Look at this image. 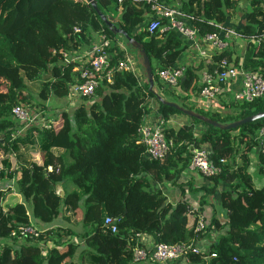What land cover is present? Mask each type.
<instances>
[{
  "label": "trees",
  "instance_id": "1",
  "mask_svg": "<svg viewBox=\"0 0 264 264\" xmlns=\"http://www.w3.org/2000/svg\"><path fill=\"white\" fill-rule=\"evenodd\" d=\"M161 1L191 16L189 23L200 37L219 33L217 26L239 11V0ZM138 2L96 0V8L142 45L150 63L152 89L148 90L139 65L138 77L116 69L121 56L112 46L107 49L115 53L109 60L110 81L102 80L93 96L82 97L77 105L66 104L73 107L69 111L63 106L49 128L31 125L15 133L12 107L26 105L44 115V101L65 97L67 85L76 81L77 64L63 63L62 53L92 40L100 30L112 41L125 40L113 34L85 0H0V179L11 176L7 173L8 157L14 155L19 172L15 190L30 205L26 213L15 195L0 190V264H133L132 248L140 246L135 233L150 235L154 244L195 245L211 231L217 235L207 249L186 252L187 264H264V185L255 188L247 172L249 151L256 146L253 134L264 128V117L229 130L194 118L177 128L165 126L167 149L161 159L148 158L138 136L144 117L154 107L152 102H156V116L162 120L183 115L160 103L156 95L224 124L263 111L264 94L248 102L223 104L216 112L193 107L187 101L201 85L197 76L200 64L185 65L184 79L176 88L164 87L158 71L176 68L183 46L175 30L149 32L144 19L149 6L144 0ZM247 2L244 21L231 28L248 39L261 34L264 0ZM75 28L79 32L73 34ZM246 42L242 57L232 56L231 46L213 52L208 72L220 70V60L228 58L233 65L240 61L244 68L264 74V36L256 43ZM25 81L38 83V91L31 94ZM195 123L205 127L199 137L193 134ZM189 143L208 146L210 163L218 169L206 177L207 186H193L183 177ZM53 149L61 153L54 154ZM34 151L39 153L38 162L31 159ZM237 154L239 162L235 164ZM256 158V171H264V151L258 150ZM47 165L57 171L47 173ZM68 183L73 185L71 190L63 187ZM152 183L168 184L176 200L166 201L160 189H152ZM56 185L62 196L55 192ZM219 185L223 187L219 189ZM217 191L221 216L212 209L208 227L195 231L206 197ZM188 192H203L195 209L184 199ZM58 216L72 228L83 229L78 234L82 245L57 242L66 235L77 236L69 227L39 230L33 225L39 233L37 242L56 238L46 244L45 251L28 237L20 241L9 236L19 226L30 224V218L49 223ZM106 216L112 218L115 231L103 224ZM180 261L173 264H182Z\"/></svg>",
  "mask_w": 264,
  "mask_h": 264
},
{
  "label": "built area",
  "instance_id": "2",
  "mask_svg": "<svg viewBox=\"0 0 264 264\" xmlns=\"http://www.w3.org/2000/svg\"><path fill=\"white\" fill-rule=\"evenodd\" d=\"M118 2L120 0H117ZM133 2L139 0H132ZM149 6L148 8V20L146 28L149 32L159 30V32L166 31L168 29L175 30L177 33L184 36H192L196 33V28L193 26L185 25L181 18L185 17L189 22L191 16L183 15L180 12L175 11L171 7L164 4L161 0H144ZM160 19L165 20V23H161ZM219 31L223 33L222 37L219 33L205 34L203 39L200 56L206 57V52L210 48L214 50V53L221 51L228 46L226 42L227 38H236L242 40H251L257 42V39L264 36V20L262 22L261 34L259 37L251 36L248 39L238 34L233 29L222 28L217 26ZM77 28L74 29V33H78ZM115 46L116 50L120 53V58L117 61L116 69H122L139 76L138 66L135 60L130 55V49L121 41H112L107 35L100 30L94 33L93 41L89 45L88 51L85 55V59L82 64L74 70L78 73L77 79L67 85V104L69 106L74 105V99H81L82 97H92L95 87L102 81H110L112 74V68L109 66L110 58L115 54L114 51L108 52L107 49ZM62 62H70L67 53H62ZM221 69H213L211 72L202 71L199 74V90L194 93L198 101V106L204 111L216 112L222 109L223 104L228 105L230 103H242L251 101L254 98H258L264 94V74L258 71H252L248 68H244L240 61L237 65H233L228 58H222L219 62ZM185 66L178 65L174 69H163L158 71V78L161 84L167 89H173L177 87L180 82V78L183 76ZM239 80L238 87L234 90L225 89L228 82L233 80ZM156 104V103H154ZM156 116V106L152 110ZM40 115L38 117L31 116L24 107L16 105L12 107L11 113L15 120V133L22 132L25 128L36 125L43 128H49L53 123V116L58 112L53 113L46 112L44 115L41 111H36ZM155 125L151 126V122H142L138 129L139 142L145 146V155L150 159H161L167 149V143L163 137V128L166 126V121L157 117L153 120ZM253 140L256 142L258 150L264 151V128H259L253 134ZM188 157V170H196L205 177L212 176L218 172V169L213 167L209 160V150L206 145L202 144L194 146L192 143L187 144ZM222 161V160H220ZM234 162H239V155L234 157ZM1 170V167H0ZM45 171L53 172L57 171V168H53L51 165H47ZM190 209H195L190 207ZM208 219L203 213L197 215V224L194 228L195 231H202L208 227ZM103 224L106 225L111 232L115 231L113 220L109 216L104 217ZM38 230L30 224L19 226L16 230L10 232L9 236L17 237L22 240L26 237L32 242H37ZM143 233H135L136 242L138 244V238ZM208 245L195 244V245H176V244H163V243H147L148 246L140 247L134 246L132 248V263L133 264H146L148 262L161 264L165 262H173L176 259H180L181 263L187 264L186 252H198V250L207 249ZM38 246L41 242H37ZM42 250V249H41ZM212 254L211 256H213Z\"/></svg>",
  "mask_w": 264,
  "mask_h": 264
},
{
  "label": "crops",
  "instance_id": "3",
  "mask_svg": "<svg viewBox=\"0 0 264 264\" xmlns=\"http://www.w3.org/2000/svg\"><path fill=\"white\" fill-rule=\"evenodd\" d=\"M136 3L140 4L138 1H136ZM247 5H248L247 0H239V3H238L239 11L234 16L230 17L225 22V24H223V26H221V27L224 29H226V28L232 29L231 27H235L239 23H242L244 21V18H245V12L247 11ZM170 7L172 9H174L175 11L180 12L176 6H170ZM144 19H145V21L148 20V14L145 13ZM181 19L183 20L185 25L190 26L189 21L185 17H183ZM178 35H179V38L181 40V45L183 46V51L181 52V57L178 60L177 64L178 65L181 64L183 66H185V65L197 66L198 64H200L201 66H200V69L197 71V74H198L197 76H199L200 72L208 70L207 63L210 62V56L214 52V50L212 48H210L209 51L206 52V54H207L206 57L200 56L199 54H200V51L202 48V44L204 43L203 39H201L200 36H198L197 34H194L192 36H184L182 34H178ZM219 36H221V31L219 32ZM93 37H94V35L92 36V40H87L83 44H80L79 46L77 45L75 49H71L70 51H67V56L69 58V61L75 62L77 64V65H75V68H78L82 64V61L85 59V55L88 51L89 45L93 41ZM226 42L229 44L228 46H231V50L233 52L232 56L237 55L239 57H242L244 55L246 44H247V42L245 40L236 39V38H227ZM132 51L133 50L130 49V53H131L130 55L135 60L136 65H138L137 61H136L135 52L134 51L132 52ZM239 59H241V58H239ZM238 83H239L238 79L230 81V82H228L225 89L234 90L238 87ZM66 101H67L66 96L62 97V98L49 97L46 101H44V106L46 107V111L44 112V114L46 112L53 113L55 111H60L61 108L67 104ZM78 103H80V102H78L77 99H74V105H72V106H75ZM187 103L191 104L193 107L200 108L198 106V101H197L196 96L194 97V96L190 95L188 97ZM52 104H55V105H52ZM151 105L155 106L156 104H153V102H152ZM57 106H59V108ZM25 108H27V107H25ZM70 108H73V107H70ZM200 109H202V108H200ZM27 110L30 111L29 114L31 116H35V117L40 116L38 114V112L35 113V111L33 112L32 110H30L28 108H27ZM152 110L148 113V115H146L144 117L143 122L144 121H146V122L150 121L151 126H154L155 123L153 120L156 118V116ZM180 116L185 117V119H187V120H181V118H179ZM186 117L187 116H185V115H179V114L178 115H172L169 120H166V126L177 128L180 124L190 121L189 117L188 118H186ZM177 120L179 122H177V124L175 125ZM195 124H194L195 126L193 125L194 126L193 134L196 137H199V135H201V133L204 131L205 127L201 123H195ZM206 148L208 149V146H206ZM257 151H258L257 146H254L249 151V154H248L249 164L247 167V172L249 174H250V171L255 172L258 169V167L256 165V163H257V158H256ZM53 153L59 154V153H61V150L60 149H53ZM31 156H32L31 159L35 160L36 162L39 161V153L37 151L32 152ZM0 158H1V155H0ZM8 158L10 160V168L8 169L7 173L10 172L11 176L7 177L6 175H4V177L0 179V190L3 191L5 194L10 193L12 195H15L16 201L21 202L24 206L26 213H28L30 211L29 203L27 201H23L21 195L19 193H17L15 190V181L19 177L18 165L16 164L17 160L14 157V155L11 156V154L9 155ZM66 160L68 161L69 159L66 158ZM182 174H183L184 179H190L191 180L193 186H207L210 184L209 181L206 179V177L203 176L202 174H200L199 172H197L196 170L186 169ZM251 180H252V184L255 188H259V187L264 185L263 179L259 176H257V178H255L254 180L251 178ZM151 187H152V189H154V188L160 189L164 193V195L166 197V201L174 202L176 200L177 195H175L174 190H171L170 192H166V188L164 187V184L152 183ZM222 187L223 186H221V185L218 186L219 189H221ZM67 189L68 190L72 189V186L69 183H68ZM200 194H203V192H188L184 195V199L186 200V202L188 204L190 203L189 208L190 207L194 208V206H193L194 202L198 203V198H199ZM218 200H219L218 191L215 194L208 195L206 197V200H205L206 204L202 206L201 213H203L207 219L208 218L210 219L212 209H213V211H215L217 213L218 217L221 216L220 212H219L220 210L217 211L218 210V203H219ZM206 211L208 214H206ZM31 224H32V226L34 225L35 227L39 228V230L47 229V228L54 229L56 227L63 228V229L68 228V227L72 228V226L68 225V223L66 221H63L60 218V216H58L57 218H55L54 220H52L49 223H42V222H39L38 220L30 218V225ZM72 229L77 231L76 233H74L77 236L66 235V236L59 238L57 240V242H63L65 240H67L73 244L82 245L83 239L78 234L83 232V229L80 226H76L75 228H72ZM216 235H217L216 232L211 231L209 234V237H205L204 239L200 240V242L202 244H204L203 241L210 242L213 238H215ZM8 240L10 241V239H8ZM52 240H56V238L47 239V241L43 242V243L40 241L41 245L39 246V248L42 249L43 251H45L46 246H47L46 244L49 242H52ZM138 240H139L140 246H142V247L148 246L147 243L149 244V242L150 243L152 242V238L150 237V235H147V234L140 236L138 238ZM20 241L18 240V242H20ZM2 242H4V240ZM146 264H155V263L148 262ZM161 264H173V262L172 263L171 262H165V263H161Z\"/></svg>",
  "mask_w": 264,
  "mask_h": 264
},
{
  "label": "water",
  "instance_id": "4",
  "mask_svg": "<svg viewBox=\"0 0 264 264\" xmlns=\"http://www.w3.org/2000/svg\"><path fill=\"white\" fill-rule=\"evenodd\" d=\"M85 2L91 6V8L95 11V13L99 16V18L104 22V24L107 26V28L113 34H119V35L123 36V38L125 40V45L135 52L137 64L140 66V68L143 72V75H144V77L148 83V90H151L152 86H153L151 68H150V63H149V60L147 58V55L144 52V49L142 48V45L140 43L136 42L130 36L126 35L118 26L113 25L111 17L102 15L99 12V10L96 8V0H85ZM183 79H184V77L182 76L180 78V83L182 82ZM156 97L160 103L167 105V106H170L174 109H177L183 115H185L189 118H194V119H196L202 123L211 125L213 127H216V128L222 129V130H229L232 128H236V127L241 126L245 123H249V122H252V121H255L257 119L264 117V110H263V111H259V112H256L254 114L248 115L246 117H243L241 119L234 120L232 122L220 124V123H218V122H216V121H214V120L208 118L207 116H204L198 112H195V111L190 110L188 108H183L175 102L164 100L159 95H156ZM55 192L59 196H62V190H61L60 186H58V185L55 186Z\"/></svg>",
  "mask_w": 264,
  "mask_h": 264
},
{
  "label": "rangeland",
  "instance_id": "5",
  "mask_svg": "<svg viewBox=\"0 0 264 264\" xmlns=\"http://www.w3.org/2000/svg\"><path fill=\"white\" fill-rule=\"evenodd\" d=\"M25 84H26V87H27V89H28V91L29 92H31V94H35L37 91H38V88H39V86H38V83H36V82H27V81H25ZM78 102H81V99L80 100H78ZM90 101H88V102H86L85 101V104H88ZM52 105H55V104H52ZM23 107H26V105H24ZM58 108H59V106H57ZM64 107L65 108H67V110L69 111L70 109H72V108H68L66 105H64ZM30 109V108H29ZM49 109V108H48ZM30 110H32V109H30ZM27 112L29 113L30 111L29 110H27ZM179 118H181V120H187V119H185V117H182V116H180ZM186 118H188V117H186ZM177 122H179L178 120L176 121V123H175V125L177 124ZM196 125V124H195ZM194 125V126H195ZM251 170V169H250ZM250 175H251V178L254 180L255 178H257V176H259V177H261L262 179H263V181H264V171H255V172H251L250 171ZM162 184H164V187L166 188V192H170L172 189L166 184V183H162ZM72 187H73V185L72 184H70ZM67 186H68V184L67 185H64L63 187L66 189V190H68L67 189ZM163 189V188H162ZM165 192V191H164ZM62 194H63V192H62ZM24 201V200H23ZM190 204V203H189ZM193 206H194V208H196L197 207V203L196 202H194L193 203ZM206 214H208L207 213V211H206ZM209 219V218H208ZM203 243H204V245L205 246H207L208 245V241H203ZM198 244H202L201 242H199Z\"/></svg>",
  "mask_w": 264,
  "mask_h": 264
}]
</instances>
